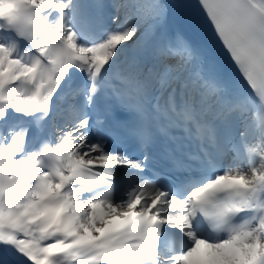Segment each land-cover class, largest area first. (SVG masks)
<instances>
[{
  "label": "snow or ice",
  "instance_id": "1",
  "mask_svg": "<svg viewBox=\"0 0 264 264\" xmlns=\"http://www.w3.org/2000/svg\"><path fill=\"white\" fill-rule=\"evenodd\" d=\"M0 264H264V0H0Z\"/></svg>",
  "mask_w": 264,
  "mask_h": 264
}]
</instances>
